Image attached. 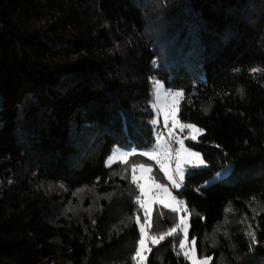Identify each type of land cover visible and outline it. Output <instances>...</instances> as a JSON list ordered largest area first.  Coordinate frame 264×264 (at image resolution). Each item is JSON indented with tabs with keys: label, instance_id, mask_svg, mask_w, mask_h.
I'll use <instances>...</instances> for the list:
<instances>
[{
	"label": "trees",
	"instance_id": "obj_1",
	"mask_svg": "<svg viewBox=\"0 0 264 264\" xmlns=\"http://www.w3.org/2000/svg\"><path fill=\"white\" fill-rule=\"evenodd\" d=\"M252 69H264V0H0V264H135L132 162H106L154 144V79L182 89L179 118L205 130L190 145L207 167L175 192L198 255L264 264V71ZM50 188L100 200L59 218ZM257 204L254 243L236 221ZM174 239L146 264H190Z\"/></svg>",
	"mask_w": 264,
	"mask_h": 264
},
{
	"label": "snow or ice",
	"instance_id": "obj_2",
	"mask_svg": "<svg viewBox=\"0 0 264 264\" xmlns=\"http://www.w3.org/2000/svg\"><path fill=\"white\" fill-rule=\"evenodd\" d=\"M251 71H264V69H252ZM154 95L155 100L152 107L156 109L158 114L163 115L164 127L168 128V136L165 137L162 132L157 130L155 144L152 145L149 150L139 154L151 160H155L160 166V170L167 177L168 181L171 182L172 189H179L183 187L185 173L188 170L187 166L192 168L207 166V161L203 158L201 153L186 147L184 143L185 139L198 141L199 136L202 135L205 130L197 127V125L193 123L183 122L179 118V104L184 97L182 89L176 91L172 89L164 90L162 82L154 79ZM169 121L171 122V127H168ZM152 123L157 124L158 121L154 119ZM174 129H179L181 133H183L185 129L189 131L187 136L181 139L177 137ZM173 143L179 144L180 147L172 148L171 145ZM217 147L219 146L217 145ZM136 154L134 149L132 151L116 150L109 157L108 164L110 165L117 160L127 163L128 157ZM173 164L175 165L174 167H172ZM130 167L131 183L139 189V194L134 197L135 203L139 206V209H143L144 212V223H141L139 216L130 217V219H134V223L139 226L138 245L134 248V255L132 257L135 264H146V253L152 250L149 244L153 246L158 245L169 237L178 239V247L176 240H173V250L176 251L177 255H182L190 264H210L212 260L211 256L202 254L199 256L197 255L196 238L193 237L191 241L188 239V230L190 227L189 218L191 213L186 202L177 199L169 189L168 184H161L155 180V177L152 175L153 168L151 164L133 163ZM221 175L222 173H217L216 177L218 178ZM153 204L163 205L173 214L183 213V215H179L178 220L174 219L172 226L167 228V230L150 235L149 231L152 229L151 217ZM226 211H232L231 207L226 209ZM161 215H163V213H161ZM92 223L95 224V221ZM247 235L251 237L254 243L256 242L255 231L252 229L251 224L248 225Z\"/></svg>",
	"mask_w": 264,
	"mask_h": 264
},
{
	"label": "rangeland",
	"instance_id": "obj_3",
	"mask_svg": "<svg viewBox=\"0 0 264 264\" xmlns=\"http://www.w3.org/2000/svg\"><path fill=\"white\" fill-rule=\"evenodd\" d=\"M160 32H161V30L159 28H157V30L154 33V35L155 34H158L159 37H160V39H161V41H164V38L162 37V34ZM163 88H164V90H167L164 87V85H163ZM152 90H153V102H154V100H155L154 83H153V89ZM173 91H176V90H173ZM155 112H156V117H157V121H158V123L156 125V127H157L156 128V131H157L158 130V127L161 124L164 126V117H163L162 114H158L157 111H156V109H155ZM168 127H171V122L170 121H169ZM188 131L189 130L185 129V131L183 133H181L179 131V129H174V132L177 135V137L178 138H181V139H184V137L187 136ZM162 133L164 134L165 137H167L168 136V128L165 127V132H162ZM155 139H156V137H155ZM191 142H193L191 139H185L184 140V143H185L186 147H189L193 151H196L195 149H193L191 147V145H190ZM154 144H155V142H154ZM171 147L172 148H179L180 145L177 144V143H174V144L171 145ZM149 149L139 150V151L135 150L137 154L128 157V161H131L132 162L131 164H133V163H136V164H140V163H143V164H151L152 165V168H153L152 175L155 177V180L157 182L161 183V184H168L169 185V189L172 191L173 195L176 196L177 199L182 200V199H180L175 194V192H180V191L184 190L185 183L183 182V187L182 188L172 189L171 182L168 181L167 177L160 170V166L157 164V162L155 160H151L148 157L142 156V155L139 154V153L144 152V151H147ZM116 150H120V151H132V150H123V149L115 148L113 150V152L116 151ZM113 152H112V154H113ZM108 160H109V158H108ZM108 160L106 162L107 165H109L108 164ZM117 162H122V161L117 160L116 162L111 163L110 165L115 164ZM174 166L175 165L173 164L172 167H174ZM187 167L188 168H192L190 166H187ZM200 168H204V167H200ZM229 171H230V166H227V167L219 170L217 173H222V175L220 177H223V176H226L229 173ZM216 174H215V176L213 177L212 180L220 178V177L217 178L216 177ZM129 176L131 178V168H130V174H129ZM84 190L90 191V193L79 191L77 193H74V194H70L69 195L64 190H62L60 188L59 189L50 188L48 191H46L48 193V195H49V198H51V203H50V205H48V207H50L51 208V211L53 213H55L59 218H62L63 217V218H66L68 220L77 219L78 216H82V214H84L85 212H90L94 207H96L98 201L100 200V198H98V196L94 192H92L90 189H84ZM138 191H139V189H138ZM135 207H136L135 208V216H139L140 219H141V223H144V212H143V209H139V206L136 203H135ZM250 209H251L252 216H247L245 214H243V215L239 214V218L236 221L238 224H241V225L244 224L243 226H245L246 228H248V225L250 224V219L253 216H255L260 211L261 206L257 204L255 206H250ZM161 210L167 211L170 214H172L175 220H178L179 215H183V213H181V214H173L168 208H165L163 205L153 204V206H152V217H151V219H152V229L149 231V234L150 235L151 234L158 233L160 231H165V230H161L160 228H155V224H154L155 217L161 215ZM231 214H232V211H230V212L227 211L228 218L227 217L226 218L232 220ZM227 219L224 220L223 223L224 222H227ZM242 220H245L244 221L245 223ZM189 221H190V218H189ZM239 221L242 222V223H240ZM223 223H222V229H223ZM157 226H160V224H158ZM138 228H139V226H138ZM167 228H169V227H167ZM219 230H221V228L215 230V232H218ZM188 239H189V241H191V239L189 238V230H188ZM176 244H177V247H178V240H177V243ZM137 245H138V243H137ZM158 245L153 246V245L149 244V246L151 248H154V247H156ZM148 253H146V255ZM197 255H198V253H197ZM57 264H63V263H61V260L58 259V263ZM210 264H211V261H210Z\"/></svg>",
	"mask_w": 264,
	"mask_h": 264
},
{
	"label": "built area",
	"instance_id": "obj_4",
	"mask_svg": "<svg viewBox=\"0 0 264 264\" xmlns=\"http://www.w3.org/2000/svg\"><path fill=\"white\" fill-rule=\"evenodd\" d=\"M158 130L160 132H165V127L161 124L159 127H158ZM174 144V143H173Z\"/></svg>",
	"mask_w": 264,
	"mask_h": 264
}]
</instances>
